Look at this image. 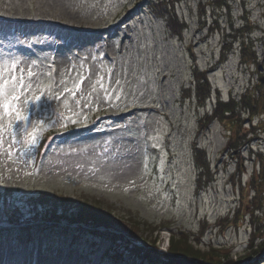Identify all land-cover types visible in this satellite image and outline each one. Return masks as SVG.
<instances>
[{"label":"rangeland","instance_id":"374dc122","mask_svg":"<svg viewBox=\"0 0 264 264\" xmlns=\"http://www.w3.org/2000/svg\"><path fill=\"white\" fill-rule=\"evenodd\" d=\"M145 1L0 0V63L18 62L17 74L23 70L25 84L32 85L19 101L29 129L33 121L51 125L21 155L24 125L14 115L0 120L6 129L0 194L7 198L0 201V264L35 259L37 264H111L105 259L108 241L77 225L56 228L42 220L40 209L41 218L33 224L6 222L15 206L32 217L30 199L43 193L73 201L88 198L119 218L130 215L191 235L205 222L201 249L244 251L252 230L246 197L238 228L221 232L217 223L239 204L246 193L239 185H247L264 160V131L257 138L248 135L253 142L236 161L225 152V127L214 121L197 134V121L212 112L217 96L237 99L257 78L253 50L244 60L239 56L237 31L245 22L264 74V0H185L175 8L185 26L181 38L169 35L164 22L143 9ZM224 42H232V51L208 74L212 92L204 107L193 98L183 100L181 91L192 84L194 68L202 72L214 66ZM81 78L73 97L65 89L75 91ZM37 95L40 101L32 103ZM10 119L21 142L14 143L7 130ZM193 143L206 152L214 180L199 194ZM112 229L121 234L117 226ZM168 238L167 231L159 233L160 250L167 249Z\"/></svg>","mask_w":264,"mask_h":264},{"label":"trees","instance_id":"16d2710c","mask_svg":"<svg viewBox=\"0 0 264 264\" xmlns=\"http://www.w3.org/2000/svg\"><path fill=\"white\" fill-rule=\"evenodd\" d=\"M183 1L185 0H146L143 9L164 22L169 35L181 38L185 26L177 17L175 8ZM247 26L248 22H245L237 31L241 33L239 56L241 60H244L249 49L253 50L251 63L256 68L257 78L237 99L231 97L224 101L217 96L212 112L205 114L197 121V134L203 133L214 121H218L225 127L228 134L225 152L236 161L241 160L242 149L253 142L248 135L253 134L257 138L258 133L264 131L262 120L264 117V74L256 62L252 41L247 36L249 30ZM236 38L237 35L234 36V39ZM231 44L232 42L223 43L219 60L208 70L199 72L194 68L192 84L181 91L183 100L193 98L198 108L204 107L212 92L208 74L217 64L226 62L232 51ZM257 118V123H254ZM245 122L248 124L244 125ZM192 155L197 171L195 192L200 193L214 181L213 173L206 152L195 143L192 145ZM258 156L261 157L259 154ZM258 162L249 183L244 187L239 185L240 193L244 191L243 189L246 193L240 195L239 204L236 205L234 213L220 219L217 223L221 232L230 227L238 228L245 218L243 200L246 197L250 207L249 223L252 230L244 251L238 255H232V250L227 247L209 246L207 249H201L199 244L207 229L205 222H202L196 234L191 235V233L174 229L167 224L154 225L130 215L119 218L109 208H104L102 203L88 198L73 201L65 196H51L43 193L30 199L34 208V212H30L32 217H27L21 208L15 206L7 214L6 219L13 225L34 223L41 218V213L38 211L40 209L44 215L42 220L52 223L56 228L61 224L77 225L96 238L108 240L110 248L107 255L113 256L110 258L109 263L111 264L121 262L127 255L129 260L126 264H260L261 256L264 255V237L261 234L264 229V160ZM235 176L234 173L230 179L234 181ZM249 192L252 196H248ZM4 200L7 201V198L0 194V201ZM113 226H117L121 234L115 233ZM99 228L105 230L101 232ZM164 230L169 233V238L167 249L162 251L156 244L159 233ZM135 243L141 245L137 246Z\"/></svg>","mask_w":264,"mask_h":264},{"label":"snow or ice","instance_id":"6c2138e0","mask_svg":"<svg viewBox=\"0 0 264 264\" xmlns=\"http://www.w3.org/2000/svg\"><path fill=\"white\" fill-rule=\"evenodd\" d=\"M17 63L13 61L11 63H0V120H2L3 116L12 117L14 115L15 121L22 123L24 126L20 128V132L23 135L24 149L21 150V155H24L27 150H30L31 147L35 146L37 140L43 134V132L47 131L51 126L50 124H46L45 121H33L31 124V130L28 127V116L23 114L21 107L19 105V101L21 96L24 95V90H30L32 88L31 84H25L23 70L17 74ZM28 76L31 77L33 75L31 69L28 70ZM83 82V78L79 82L74 85L75 91L65 89L68 91L70 95L75 97V93L80 90V85ZM100 83V81H97ZM103 87V85H100ZM93 90H95V86H93ZM42 95V94H41ZM41 95L35 96L32 103H37L41 99ZM59 98V97H57ZM25 104L29 103L27 99L24 101ZM67 104V101H65ZM76 104L79 106L80 100H76ZM88 105L86 104L85 107ZM70 111V109H69ZM74 115H79L78 113ZM64 120L70 119V117H61ZM87 119V117H85ZM72 123H76L75 120L71 121ZM61 127H66L65 124H61ZM7 130L9 131L13 142H21L16 139V131L14 129L13 121L10 119ZM6 131L4 125L0 123V146L3 144V133ZM9 156H11V151H9Z\"/></svg>","mask_w":264,"mask_h":264}]
</instances>
